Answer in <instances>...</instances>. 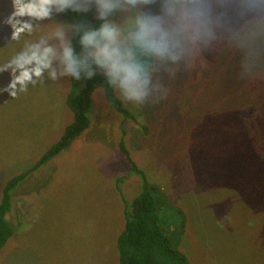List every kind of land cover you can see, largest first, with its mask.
I'll return each mask as SVG.
<instances>
[{"label":"rangeland","instance_id":"374dc122","mask_svg":"<svg viewBox=\"0 0 264 264\" xmlns=\"http://www.w3.org/2000/svg\"><path fill=\"white\" fill-rule=\"evenodd\" d=\"M9 4L0 0L1 18L11 14ZM237 6L238 0L192 4L207 34L179 62L156 60L151 76L160 91L154 95L165 98L123 102L135 121L123 125L102 87L93 91L89 127L14 189L7 218L15 232L0 249V264H117L121 195L130 201L139 189L135 175L121 183L122 194L116 188L129 167L121 137L135 163L184 211L181 247L190 264H264V52L259 64L235 54ZM148 10L158 11V4ZM134 14L118 12L111 19L125 28ZM32 23L33 34L16 46L0 41V64L25 40L44 38L58 46L52 35L58 26L68 38L61 14ZM230 25L231 32L225 30ZM230 47V64L223 61L215 71L219 51ZM7 79L0 76V196L6 180L34 165L72 119L65 102L69 77L45 78L16 97L4 91Z\"/></svg>","mask_w":264,"mask_h":264},{"label":"clouds","instance_id":"9594fccd","mask_svg":"<svg viewBox=\"0 0 264 264\" xmlns=\"http://www.w3.org/2000/svg\"><path fill=\"white\" fill-rule=\"evenodd\" d=\"M198 0H10L11 14L0 18V41L12 47L34 32L32 21H44L53 14L74 12L94 14L95 26L76 28L80 51L67 40L63 27L52 33L58 46L44 38L25 40L0 64V76H7L4 91L12 97L27 92L30 85L45 78L92 79L96 69L103 71L108 86L120 99L145 105L164 99L153 83L149 60L177 63L185 52L205 38L206 24L192 4ZM158 4V11L148 9ZM135 10L127 26L112 21L114 14ZM151 98V99H150Z\"/></svg>","mask_w":264,"mask_h":264},{"label":"trees","instance_id":"16d2710c","mask_svg":"<svg viewBox=\"0 0 264 264\" xmlns=\"http://www.w3.org/2000/svg\"><path fill=\"white\" fill-rule=\"evenodd\" d=\"M6 2L4 1V3ZM237 7L239 29L234 30L235 26L233 27V25L225 26L227 31L234 30L231 47L236 40L239 43V48L235 54L241 55L245 62L252 61V64H259L263 62V57L260 55L264 52V0H238ZM61 15L69 25L67 40L79 52V37L76 35V28L80 25L95 26L98 21L92 13L85 16L69 11L61 13ZM231 47L225 53L219 51V55L215 59V71L222 66L223 61L230 64L227 63L230 62L228 56L235 55L231 54ZM148 63L151 65L152 73L156 60H149ZM215 75L219 76L216 73ZM247 75L248 73L244 72L242 76L246 78ZM69 80L70 89L65 102L72 115L71 121L63 128L59 138L44 150L34 165L28 170L8 178L1 190L0 249L15 232L14 225L7 218V214L12 208L14 189L23 182L30 172L46 165L51 159L67 149L89 127L93 107L92 93L97 87H102L106 101L121 114L123 125L128 120L135 121V117L128 107L124 105L114 89L108 86L102 70L96 69V74L92 79L76 81L69 77ZM244 103L247 102L242 104ZM248 107L250 106L248 105ZM257 110L260 109L257 108ZM120 131L121 136L124 135V126H121ZM244 135L247 136V134ZM119 149L129 167L127 175L116 180V188L122 194L121 183L126 176L135 175L139 180V189L130 201L121 195L124 227L116 237L117 264H190L189 256L181 247L186 239L187 218L184 211L170 199L160 185L151 181L147 173L135 163L122 137L119 141Z\"/></svg>","mask_w":264,"mask_h":264}]
</instances>
